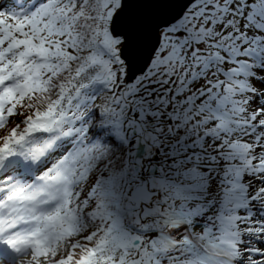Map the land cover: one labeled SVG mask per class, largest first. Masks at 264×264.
Returning <instances> with one entry per match:
<instances>
[{"label":"snow or ice","instance_id":"6c2138e0","mask_svg":"<svg viewBox=\"0 0 264 264\" xmlns=\"http://www.w3.org/2000/svg\"><path fill=\"white\" fill-rule=\"evenodd\" d=\"M0 0V264H264V0Z\"/></svg>","mask_w":264,"mask_h":264},{"label":"rangeland","instance_id":"374dc122","mask_svg":"<svg viewBox=\"0 0 264 264\" xmlns=\"http://www.w3.org/2000/svg\"><path fill=\"white\" fill-rule=\"evenodd\" d=\"M20 3L22 2V0H18ZM6 10H11V11H16L17 9H15V8H12L10 5H9V8L8 9H6Z\"/></svg>","mask_w":264,"mask_h":264}]
</instances>
